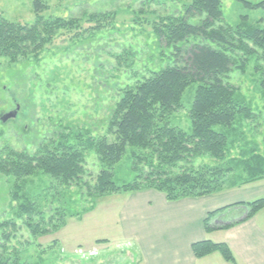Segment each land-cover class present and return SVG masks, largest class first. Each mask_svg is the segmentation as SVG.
<instances>
[{
    "label": "trees",
    "instance_id": "obj_1",
    "mask_svg": "<svg viewBox=\"0 0 264 264\" xmlns=\"http://www.w3.org/2000/svg\"><path fill=\"white\" fill-rule=\"evenodd\" d=\"M175 1L189 2L188 17L203 16L197 24H189L187 16H167L153 26L159 44L174 48L179 64L148 70V77L126 87L112 109L105 135L80 138L84 139L81 143L76 139L69 143L64 138L54 147L40 146L32 154L1 151L0 176L16 182L10 196L15 203L14 218L0 221V264H26L20 252L10 245L22 227L32 237H40L64 225V217L48 216L50 212L46 214L40 206L41 201L49 203L47 194L41 197L43 192L35 195L25 190L23 180L35 174L45 175L66 189L86 187L88 197L154 190L168 202L200 198L222 192L226 186L240 188L264 179V154L251 151L238 158L231 157L229 136L223 131L236 122L256 117L224 78L233 70L243 73L249 59L258 53V60H264V30L246 20L234 28L223 25L221 0ZM33 5L31 25L9 22L0 16V58H7L12 64L30 57L37 60L62 32H75V39L84 34L90 36L109 27L113 18V13L90 14L85 21L94 25L82 29L83 18H45L42 13L46 5L38 0ZM256 71H260V84L264 88V71L259 66ZM193 84L196 88L187 113L190 129L186 133L171 126L170 119L182 109L183 93ZM219 126L223 130L217 131ZM109 137L113 140L109 141ZM127 149L135 176L131 182L117 186L110 170ZM86 152L93 153L101 167L91 186L86 181L91 178L85 164ZM201 156L211 157L219 164L196 170L181 165ZM237 206L246 209L242 220L246 221L264 209V197L207 214L204 230L228 228L229 225L212 227L209 222L218 212ZM91 207L84 212H90ZM80 215L74 213L70 217ZM191 252L196 259L218 253L226 263L234 264V257L224 243L197 242L191 245Z\"/></svg>",
    "mask_w": 264,
    "mask_h": 264
},
{
    "label": "rangeland",
    "instance_id": "obj_2",
    "mask_svg": "<svg viewBox=\"0 0 264 264\" xmlns=\"http://www.w3.org/2000/svg\"><path fill=\"white\" fill-rule=\"evenodd\" d=\"M34 1L0 0V16L9 22L31 25L34 21ZM46 5L45 18H83L82 29L93 26L85 21L90 14L113 13L110 26L93 35L75 39V32L60 33L45 47L37 60L30 57L10 63L0 58V154L1 151L34 153L40 146L54 147L65 138L69 143H81L106 134L114 105L126 87L133 86L148 70L179 64L174 48H164L153 33V26L167 16L185 17L189 2L175 0H38ZM223 25L236 27L243 20L264 30V0H221ZM201 17H188L189 24H197ZM259 53L252 56L243 73L231 71L224 82L234 87L256 117L239 121L227 131L228 150L233 158L251 151L264 154V88L260 84L259 66L264 60ZM196 85L189 86L182 96V109L170 119V125L189 132L187 113L193 101ZM16 109L14 118H1ZM80 138H84L80 140ZM113 138L109 137V141ZM86 169L92 178L101 169L95 155L85 153ZM218 161L201 156L181 164L196 170L204 165H218ZM111 179L117 186L131 182L130 150L113 165ZM15 179L0 176V221L14 218L15 203L11 191ZM22 182V181H18ZM25 190L41 194L49 203L41 201L44 212L52 217H64V225L51 234L32 237L22 229L10 245L20 252L26 264H120L127 257L118 252L119 244L111 243L109 251H90L93 233L91 215L84 210L91 206L111 207L117 195L87 196V188H63L45 175L35 174L23 180ZM241 188V187H240ZM48 189V190H47ZM226 186L224 190H236ZM223 190V191H224ZM148 191V190H147ZM47 192V193H46ZM251 187L241 188L231 197L252 201ZM260 193V192H256ZM239 194V195H238ZM119 197L124 193H119ZM264 194L255 196L260 198ZM246 197H249L245 199ZM115 200V199H114ZM240 201V200H234ZM240 207V206H237ZM236 208V207H231ZM237 214L239 211H230ZM79 213L77 217L70 214ZM48 218V217H45ZM20 225V221H16ZM114 235H118L115 230Z\"/></svg>",
    "mask_w": 264,
    "mask_h": 264
},
{
    "label": "crops",
    "instance_id": "obj_3",
    "mask_svg": "<svg viewBox=\"0 0 264 264\" xmlns=\"http://www.w3.org/2000/svg\"><path fill=\"white\" fill-rule=\"evenodd\" d=\"M245 187L253 189L249 196L254 198L252 201L259 199L255 196L264 194V179L241 188ZM239 189L175 202L166 201L154 190L126 193L122 197L115 194L111 207L92 206L85 214L91 215L92 228L96 231L90 251H109L111 243H116L118 252L127 257L120 264H230L218 253L201 259L193 256L192 244L211 241L226 244L234 264H264V209L246 221H242L247 213L244 207L223 210L212 217L209 225L229 227L204 230L207 214L232 204L252 202L230 196ZM230 211L239 213L230 214Z\"/></svg>",
    "mask_w": 264,
    "mask_h": 264
},
{
    "label": "water",
    "instance_id": "obj_4",
    "mask_svg": "<svg viewBox=\"0 0 264 264\" xmlns=\"http://www.w3.org/2000/svg\"><path fill=\"white\" fill-rule=\"evenodd\" d=\"M18 109H16L15 111L13 112H10V113H7L6 115H4L2 118H1V122H6L7 120L11 119V118H14L15 115H16V112H17Z\"/></svg>",
    "mask_w": 264,
    "mask_h": 264
}]
</instances>
